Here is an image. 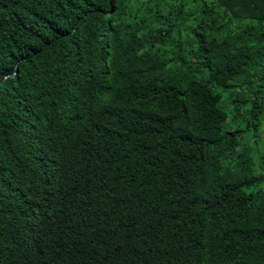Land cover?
I'll return each instance as SVG.
<instances>
[{
	"label": "trees",
	"instance_id": "1",
	"mask_svg": "<svg viewBox=\"0 0 264 264\" xmlns=\"http://www.w3.org/2000/svg\"><path fill=\"white\" fill-rule=\"evenodd\" d=\"M0 264H264V0H0Z\"/></svg>",
	"mask_w": 264,
	"mask_h": 264
}]
</instances>
